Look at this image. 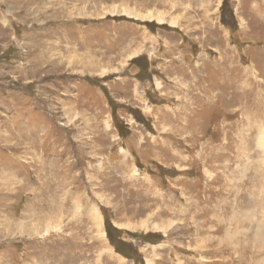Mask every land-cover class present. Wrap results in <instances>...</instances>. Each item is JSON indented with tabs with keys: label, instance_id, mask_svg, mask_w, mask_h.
Returning a JSON list of instances; mask_svg holds the SVG:
<instances>
[{
	"label": "rangeland",
	"instance_id": "1",
	"mask_svg": "<svg viewBox=\"0 0 264 264\" xmlns=\"http://www.w3.org/2000/svg\"><path fill=\"white\" fill-rule=\"evenodd\" d=\"M263 1L0 0V264H264Z\"/></svg>",
	"mask_w": 264,
	"mask_h": 264
},
{
	"label": "bare ground",
	"instance_id": "2",
	"mask_svg": "<svg viewBox=\"0 0 264 264\" xmlns=\"http://www.w3.org/2000/svg\"><path fill=\"white\" fill-rule=\"evenodd\" d=\"M222 1V0H221ZM259 175H260V178L262 179V180H264V173L263 172H261V174L259 173ZM263 182V181H262ZM264 206V205H263ZM262 205L261 206H259V207H263ZM261 215V214H260ZM247 216V215H246ZM249 216V215H248ZM252 218H253V216H252ZM258 218V217H257ZM243 221V220H242ZM253 227H258V228H263L264 227V215H262L261 217H260V219H257L256 220V216H255V218H253L252 220L250 219V222H249ZM157 229H159L160 230V227L159 228H157ZM161 231V230H160ZM162 233V232H161Z\"/></svg>",
	"mask_w": 264,
	"mask_h": 264
},
{
	"label": "crops",
	"instance_id": "3",
	"mask_svg": "<svg viewBox=\"0 0 264 264\" xmlns=\"http://www.w3.org/2000/svg\"><path fill=\"white\" fill-rule=\"evenodd\" d=\"M264 2V1H263Z\"/></svg>",
	"mask_w": 264,
	"mask_h": 264
}]
</instances>
